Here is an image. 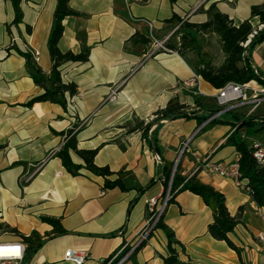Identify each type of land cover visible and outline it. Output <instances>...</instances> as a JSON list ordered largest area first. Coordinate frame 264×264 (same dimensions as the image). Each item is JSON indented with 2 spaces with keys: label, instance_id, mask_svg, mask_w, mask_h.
<instances>
[{
  "label": "crops",
  "instance_id": "obj_1",
  "mask_svg": "<svg viewBox=\"0 0 264 264\" xmlns=\"http://www.w3.org/2000/svg\"><path fill=\"white\" fill-rule=\"evenodd\" d=\"M262 3L264 0H69L77 15L63 20L58 48L78 53L77 35L82 33L90 52L86 63L61 68L62 81L74 83L78 91L75 97H67L65 112L51 103L24 106L40 90L27 73L25 59L15 50L7 53L11 46L20 52L30 49L37 53V66L49 74L52 63L47 40L57 0H21L18 24L14 23L11 0H0V225L26 237L35 233L42 242L23 264H69L63 262L68 250L85 251V264H98L135 237L144 224L147 201L163 193V167L173 166L177 153L199 126L196 118L160 120L142 136L132 131L135 123L152 121L173 99L197 115L214 112L211 105L216 106L217 90L203 80L202 96L182 89L201 55L167 50L178 39L172 33L176 27L166 21L176 15L182 22L204 23L207 16L198 9L214 4L238 24L250 20L251 8ZM147 23H152V35L163 49L149 39ZM251 23L256 26L258 21L252 19ZM208 41L218 46L219 63L212 64L218 67L224 60L218 37L197 35L198 46ZM192 55L196 63L191 61ZM251 60L253 71L264 79V43L252 50ZM196 99L204 110L195 106ZM238 113L245 114L243 110ZM220 120L227 124L206 127L190 141L178 164L181 175L191 174L207 158L220 164L238 159L235 148L226 144L232 132L230 119L223 115ZM75 123L80 127L78 148L97 149L94 163L98 167L113 173L131 172L135 185L143 188L141 192L103 191L101 177L85 169L75 177L65 171L53 154L63 144L61 134ZM70 158L83 165L75 154L70 153ZM197 176L224 196L232 216L240 212L241 224L228 234L240 257L208 234L211 210L199 196L186 191L177 195L163 217L164 225L184 248V252L177 248L178 259L185 264H264V245L257 241L264 233V208L257 207L245 188L236 187L231 179L206 171ZM43 217L58 220L66 234L53 236V228L41 221ZM167 255L166 236L158 229L133 262L163 264Z\"/></svg>",
  "mask_w": 264,
  "mask_h": 264
},
{
  "label": "trees",
  "instance_id": "obj_2",
  "mask_svg": "<svg viewBox=\"0 0 264 264\" xmlns=\"http://www.w3.org/2000/svg\"><path fill=\"white\" fill-rule=\"evenodd\" d=\"M20 1L21 0H11L15 11V24L20 23L22 20V13L19 7ZM171 1L174 2L175 0ZM68 3L69 0H57L54 11L52 28L47 40V48L52 63L49 74L44 73L37 66L33 57L34 52L30 49H27L25 52L18 51L14 46L7 49V53H9L10 50H15L18 55L25 59L27 73L33 84L40 90L39 94L30 98L24 104L25 107L30 108L36 103H51L60 106L66 112L68 105L67 97L71 99L78 93L74 83H64L62 81L61 68L66 64L86 63L89 58L90 48L86 46L85 37L82 33L77 35V40L81 45V50L78 53H73L72 51L62 52L58 48L59 41L63 35V20L66 17L77 15V13L69 7ZM198 12L207 16V20L204 23L191 24L182 22L176 15H173L166 21L172 28L177 27L181 23L174 33L178 42L175 44H168L166 47L167 50L175 51L181 55H183L184 51L190 50L200 56L197 35L215 34L219 39L221 51L224 54L223 63L215 67L211 65V63L205 62L200 58V62L192 66L193 72L199 75L204 82L215 90H221L229 83L246 84L253 80L259 81V78L253 71L251 52L256 46L264 43V28L260 31L257 30L259 25L264 26V3L251 8L250 20H245L238 24H235L228 16L220 13L214 4L209 5L206 10L201 6ZM252 19H257L258 24L256 26L251 23ZM253 32H256V34L250 40L248 46L243 48L242 45ZM136 37L137 36H134L130 41L134 42ZM144 42L147 43L148 41L144 40ZM195 106L200 110H204L205 108L199 99L195 100ZM186 109V106L181 105L177 100L173 99L167 103L163 110L156 113L152 121L146 124L142 121L136 122L132 131L137 130L141 132L142 136H146L152 124L160 120H174L177 118L186 120L196 118L198 124H201L207 119L210 113H212L211 111L209 113L204 112L201 115H197L193 111H186ZM225 115L230 119V123L228 124L231 125L232 130L226 140V144L233 146L238 154L236 162L239 167L241 184L243 188L247 190L256 206L264 208V164H258L253 158V149L251 146V139H256L259 134L264 133V117H245L243 114L239 113H226ZM220 124H227V122L216 120L211 122L208 128ZM244 128L247 129V139L245 140L239 136V132ZM79 129V124L75 123L66 133H62L63 144L53 154L55 158L61 161L63 168L69 175L73 177L79 176V171L85 169L92 175L103 179V191L119 189L121 192H127L129 190L141 192L143 190V188L135 185L131 172L121 170L117 173H113L107 167L96 166L94 159L97 154V149L87 150L78 148L76 133ZM70 153L75 154L82 161L83 165L74 164L71 161ZM171 171V164H167L163 167L160 177L163 187L161 196H163L168 189ZM198 172H192L189 175L183 176L181 175L180 167L177 166L170 185L168 206L173 204L177 195L182 192L188 191L199 196L212 212V222L207 227L208 234L214 240L225 242L226 245L240 257L239 249L228 238V234L241 224L240 212L232 216L227 210L224 196L211 186L203 184L197 176ZM163 217L164 214L160 217L154 228V231L158 229L162 230L167 239L168 255L162 259L163 264H185L178 259L177 251V248H179L181 252H184V248L175 239L173 232L164 225ZM41 221L53 228V236L66 234L58 220L43 217ZM10 230L26 244L27 254L25 260L42 244V242L37 239L35 233L26 237L17 232L16 229L10 228ZM143 246L144 245L138 248L135 254Z\"/></svg>",
  "mask_w": 264,
  "mask_h": 264
},
{
  "label": "built area",
  "instance_id": "obj_3",
  "mask_svg": "<svg viewBox=\"0 0 264 264\" xmlns=\"http://www.w3.org/2000/svg\"><path fill=\"white\" fill-rule=\"evenodd\" d=\"M147 25L149 27V39L154 42L156 48L163 49L162 44L156 42L152 35V23H147ZM180 25L181 23L172 33L177 31ZM262 28H264V26L259 25L257 30L260 31ZM255 34L256 32H253V34L249 36L247 41L242 45L243 48L248 46L250 40ZM33 57L35 59L37 53H33ZM255 75L259 78V81L253 80L246 84L229 83L223 89L217 90L215 95L217 109L210 113L205 121L199 124L195 131L185 141L181 150L177 153L175 162L172 166L168 189L163 196H160L159 198H151L147 201L146 218L142 228L131 241L123 242L115 252L106 259L100 261L98 264H135L133 262L135 251L149 241L156 224L168 207L170 185L172 183L173 174L180 160L183 158L188 144L194 137L208 127L211 122L220 120V118L226 113H238L243 110L245 112V117H252L258 112V110L264 109V79L259 77L257 73H255ZM201 83L202 78L193 73V76L189 81L182 83V89L187 90L193 96H202ZM251 146L253 149V158L258 164H264V146H261L255 141H252ZM190 155L194 156L193 153ZM236 161L228 164H220L207 158L198 164L194 172L206 171L224 179H231L236 187L243 188L240 181L239 167ZM257 241L259 244L264 245V233L258 235ZM26 251L27 246L21 239H0V264H23ZM87 259V253L82 250H68L63 256V262L69 264H85Z\"/></svg>",
  "mask_w": 264,
  "mask_h": 264
},
{
  "label": "rangeland",
  "instance_id": "obj_4",
  "mask_svg": "<svg viewBox=\"0 0 264 264\" xmlns=\"http://www.w3.org/2000/svg\"><path fill=\"white\" fill-rule=\"evenodd\" d=\"M175 43H177L178 41H175ZM200 48V55H201V59L205 62H209L212 64H216L219 63V49H218V46L216 45L215 42H211V41H208V42H203L201 44V46H199ZM198 59V58H197ZM191 61H193L194 63H196V58L194 55H192L191 57ZM213 65V66H214ZM211 109L213 110H216L217 107L215 106V104L213 103L211 105ZM254 117H264V110H260L259 112H257L255 115H253ZM247 129L244 128L243 130H241L239 132V136H241L242 139H247ZM255 142L259 143L260 145L264 146V133H261L258 135V137H256V139H254ZM1 229H0V237H3V238H15L16 235H14L10 228L8 226H5L3 224L0 225Z\"/></svg>",
  "mask_w": 264,
  "mask_h": 264
}]
</instances>
